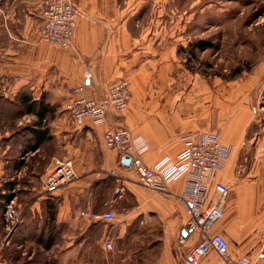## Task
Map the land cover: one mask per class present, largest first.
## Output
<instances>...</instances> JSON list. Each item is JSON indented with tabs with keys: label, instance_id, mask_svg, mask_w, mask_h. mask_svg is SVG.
<instances>
[{
	"label": "crops",
	"instance_id": "obj_1",
	"mask_svg": "<svg viewBox=\"0 0 264 264\" xmlns=\"http://www.w3.org/2000/svg\"><path fill=\"white\" fill-rule=\"evenodd\" d=\"M48 1L0 0V194L10 193L18 179H27L26 189L35 179L43 183L31 199L23 233L6 238L0 230V264H46L54 247L56 264L71 259L80 264L82 257L96 263L103 258V264H187L193 239L184 247L178 242L187 221L183 205L177 197L142 187L135 171L119 162V152L105 146L103 133L107 127L129 129L134 155L153 166L163 157L175 158L186 134L210 130L203 101L194 97L192 102L191 94L170 88L175 51L146 41L150 28L138 19V8L131 13L119 0H73L80 16L70 46L60 48L40 37ZM122 79L130 83L128 108L110 113L105 124L76 126L67 108L72 91L87 85V97L102 98ZM239 97L238 112L224 101L216 106L220 138L232 153L211 179L209 195L217 183L228 186L224 216L213 232L227 239L232 257L256 258L264 243V158L235 177L253 122L246 91ZM258 145L264 157V135ZM67 158L74 161L76 180L46 194L48 172ZM184 182L175 180L168 190L179 194ZM49 207L55 212L52 224ZM106 211L113 213V222L83 215ZM50 227L58 233L51 247ZM107 233L113 251L103 247ZM260 258L264 263V253ZM219 261L210 251L199 264Z\"/></svg>",
	"mask_w": 264,
	"mask_h": 264
},
{
	"label": "rangeland",
	"instance_id": "obj_2",
	"mask_svg": "<svg viewBox=\"0 0 264 264\" xmlns=\"http://www.w3.org/2000/svg\"><path fill=\"white\" fill-rule=\"evenodd\" d=\"M119 1L127 4L131 13L139 9L138 19L150 28L147 42L158 46V49H174L170 88L183 93V96L191 94L192 102L194 97L203 101V112L209 117L208 129L222 132L223 127H219L220 121L217 122V104L221 101L226 106L234 104V110L238 112L240 91H246L253 122L236 165L235 177L246 174L254 161L264 158L259 155L257 146L264 135V0ZM234 115V112L226 115L224 124ZM26 180L18 179L10 193L7 192L9 199L2 204L0 202V230L8 235L6 238L12 237L4 220L6 205L13 201L21 214L22 222L15 232L22 234L29 206L35 200L31 199L43 185L35 179L32 181L34 189H26ZM57 235L56 227H50L47 240L55 241ZM19 239L23 238L20 236ZM25 247L29 245L22 246V250ZM55 251L54 247L49 252L51 256L46 264H56L53 258ZM71 260L65 264H72ZM81 260L80 264H103V258L102 263L99 260L96 263L89 257Z\"/></svg>",
	"mask_w": 264,
	"mask_h": 264
},
{
	"label": "built area",
	"instance_id": "obj_3",
	"mask_svg": "<svg viewBox=\"0 0 264 264\" xmlns=\"http://www.w3.org/2000/svg\"><path fill=\"white\" fill-rule=\"evenodd\" d=\"M80 10L73 0H49L42 12L43 25L40 37L44 43L60 48H68L72 41ZM90 75L86 82L90 83ZM87 85L72 91L68 103V111L78 127H84L88 122L105 124L110 113H123L130 102V83L122 79L114 83L102 98L86 96ZM132 134L125 127H107L103 133V141L107 148L119 152V162L124 157H130V167L135 171L139 184L149 190L164 195L165 198L177 197L187 213L182 233L178 242L182 246L193 239L186 253L187 264H199L202 257L213 251L219 256L218 264H264L261 255L264 253V243L260 245L259 256L256 258H234L229 252L227 239L213 228L224 216V201L229 188L223 183L214 186V194L209 195L211 179L216 172L221 171L232 153V147L225 145L218 131H197L186 134L183 138V150L175 157H163L155 165L149 166L139 156L134 155ZM77 178L74 161L62 159L56 162L48 172L44 181L46 194H52L59 189L72 184ZM184 180L185 184L179 194L168 190L175 180ZM91 218H100L105 223L113 222L111 211L102 215L83 213ZM4 220L6 229L14 233L22 222L21 214L10 201L5 208ZM187 234V236L184 235ZM193 237L191 238V236ZM263 240V236L261 237ZM103 247L113 251L114 241L109 233L105 235Z\"/></svg>",
	"mask_w": 264,
	"mask_h": 264
},
{
	"label": "trees",
	"instance_id": "obj_4",
	"mask_svg": "<svg viewBox=\"0 0 264 264\" xmlns=\"http://www.w3.org/2000/svg\"><path fill=\"white\" fill-rule=\"evenodd\" d=\"M39 144L40 143H37L36 145L37 146H39ZM0 193H1V191H0ZM9 197H10V195H8L7 193H2V194H0V202H1V204L3 203V202H6L8 199H9ZM0 206H2V205H0ZM53 207H49V211H48V214H49V219H50V223L51 222H53L54 221V215H55V212L53 211ZM50 212V213H49ZM48 246L49 247H51L52 245H53V243L55 242V241H53V240H48Z\"/></svg>",
	"mask_w": 264,
	"mask_h": 264
},
{
	"label": "water",
	"instance_id": "obj_5",
	"mask_svg": "<svg viewBox=\"0 0 264 264\" xmlns=\"http://www.w3.org/2000/svg\"><path fill=\"white\" fill-rule=\"evenodd\" d=\"M130 163H131V159H130V157H124V158L122 159V164H123L124 166H129ZM184 235L187 236V234H185V233H184Z\"/></svg>",
	"mask_w": 264,
	"mask_h": 264
},
{
	"label": "bare ground",
	"instance_id": "obj_6",
	"mask_svg": "<svg viewBox=\"0 0 264 264\" xmlns=\"http://www.w3.org/2000/svg\"><path fill=\"white\" fill-rule=\"evenodd\" d=\"M131 90V89H130ZM131 99V98H130ZM130 103V102H129ZM128 108V107H127ZM131 164V163H130ZM130 166V165H129Z\"/></svg>",
	"mask_w": 264,
	"mask_h": 264
}]
</instances>
